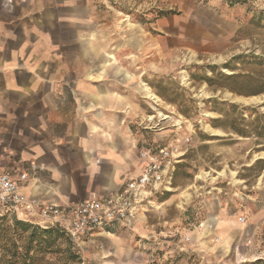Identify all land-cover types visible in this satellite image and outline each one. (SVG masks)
I'll list each match as a JSON object with an SVG mask.
<instances>
[{"label": "rangeland", "instance_id": "rangeland-1", "mask_svg": "<svg viewBox=\"0 0 264 264\" xmlns=\"http://www.w3.org/2000/svg\"><path fill=\"white\" fill-rule=\"evenodd\" d=\"M93 4L118 38L108 52H134L142 95L146 84L158 97L147 96L155 111L145 103L156 115L147 144L177 128L191 142L135 232L88 238L75 253L59 240L38 264H264V134L254 131L264 133V0Z\"/></svg>", "mask_w": 264, "mask_h": 264}, {"label": "crops", "instance_id": "crops-1", "mask_svg": "<svg viewBox=\"0 0 264 264\" xmlns=\"http://www.w3.org/2000/svg\"><path fill=\"white\" fill-rule=\"evenodd\" d=\"M95 12L93 0H0V166L14 178L44 166L21 183L27 199L69 206L117 194L142 172L143 149L180 135L147 144L156 115L145 103L158 108L142 95L135 53L108 52L118 38Z\"/></svg>", "mask_w": 264, "mask_h": 264}, {"label": "built area", "instance_id": "built-area-1", "mask_svg": "<svg viewBox=\"0 0 264 264\" xmlns=\"http://www.w3.org/2000/svg\"><path fill=\"white\" fill-rule=\"evenodd\" d=\"M190 142L191 137L186 136L164 145L148 146L140 153L144 159L142 172L120 192L108 196L93 192L86 200L69 206L43 204L38 198L27 199L21 193V183L43 171V165L30 162L18 178L0 166V208L43 227L58 225L78 246L92 233L114 234L137 222L141 212L154 205L158 193L171 189L177 164L186 154L184 146ZM36 217L41 223L34 220ZM185 240L189 241L190 236Z\"/></svg>", "mask_w": 264, "mask_h": 264}, {"label": "trees", "instance_id": "trees-1", "mask_svg": "<svg viewBox=\"0 0 264 264\" xmlns=\"http://www.w3.org/2000/svg\"><path fill=\"white\" fill-rule=\"evenodd\" d=\"M232 130L240 136H247L240 128L234 126ZM254 131L259 136L264 134L260 130ZM178 167L179 164L174 173L172 186ZM59 240L69 243L74 253L79 252V246L70 239L62 227L58 225L43 227L21 220L12 212L0 208V248L4 252L2 264H38L42 255L52 251Z\"/></svg>", "mask_w": 264, "mask_h": 264}, {"label": "bare ground", "instance_id": "bare-ground-1", "mask_svg": "<svg viewBox=\"0 0 264 264\" xmlns=\"http://www.w3.org/2000/svg\"><path fill=\"white\" fill-rule=\"evenodd\" d=\"M145 85H146V84H145ZM145 85H144V88H145V90H147L149 96H150L151 98H158V97L156 96V93H154L150 87H148L147 85L145 86ZM156 103H157V102H156ZM161 115H163V114H161ZM167 117H168V116H167Z\"/></svg>", "mask_w": 264, "mask_h": 264}]
</instances>
